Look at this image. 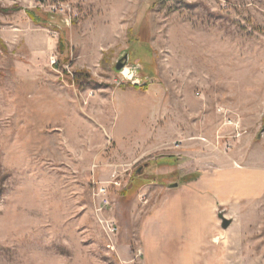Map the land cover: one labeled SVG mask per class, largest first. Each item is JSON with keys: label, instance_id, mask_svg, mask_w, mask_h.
<instances>
[{"label": "rangeland", "instance_id": "rangeland-1", "mask_svg": "<svg viewBox=\"0 0 264 264\" xmlns=\"http://www.w3.org/2000/svg\"><path fill=\"white\" fill-rule=\"evenodd\" d=\"M180 148L264 160V0H0V264L182 261L140 240ZM257 209L218 264H264Z\"/></svg>", "mask_w": 264, "mask_h": 264}, {"label": "crops", "instance_id": "crops-1", "mask_svg": "<svg viewBox=\"0 0 264 264\" xmlns=\"http://www.w3.org/2000/svg\"><path fill=\"white\" fill-rule=\"evenodd\" d=\"M171 155L157 168L155 210L141 221L142 255L145 240L161 253L182 252V261L162 255V264H218L219 252L253 248L243 241L230 246L225 238L237 219L259 226L264 160L243 149L228 154L180 148ZM221 209L233 218L227 230L220 224Z\"/></svg>", "mask_w": 264, "mask_h": 264}, {"label": "water", "instance_id": "water-1", "mask_svg": "<svg viewBox=\"0 0 264 264\" xmlns=\"http://www.w3.org/2000/svg\"><path fill=\"white\" fill-rule=\"evenodd\" d=\"M126 60H127V53H125L123 56H121L118 60H116L115 63V69L116 70H121L125 64H126ZM218 217L221 221V227L226 229L228 226H230L231 222L233 221L232 217H227L225 214V209H221L218 210Z\"/></svg>", "mask_w": 264, "mask_h": 264}, {"label": "built area", "instance_id": "built-area-1", "mask_svg": "<svg viewBox=\"0 0 264 264\" xmlns=\"http://www.w3.org/2000/svg\"><path fill=\"white\" fill-rule=\"evenodd\" d=\"M110 225H111V224H110ZM106 228H107V234H109V236H110V234L115 233L116 228H114L113 225L108 226V227H106Z\"/></svg>", "mask_w": 264, "mask_h": 264}, {"label": "trees", "instance_id": "trees-1", "mask_svg": "<svg viewBox=\"0 0 264 264\" xmlns=\"http://www.w3.org/2000/svg\"><path fill=\"white\" fill-rule=\"evenodd\" d=\"M26 14H28V16L32 19V20H36V18L34 17V14H32V12L28 11ZM61 43V42H60Z\"/></svg>", "mask_w": 264, "mask_h": 264}, {"label": "bare ground", "instance_id": "bare-ground-1", "mask_svg": "<svg viewBox=\"0 0 264 264\" xmlns=\"http://www.w3.org/2000/svg\"><path fill=\"white\" fill-rule=\"evenodd\" d=\"M129 72H130V71H129L128 68H125V69L123 70V73H124V74H129ZM137 79H138V78H137Z\"/></svg>", "mask_w": 264, "mask_h": 264}]
</instances>
